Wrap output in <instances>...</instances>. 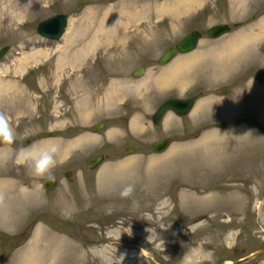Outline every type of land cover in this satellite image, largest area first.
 <instances>
[{
    "label": "rangeland",
    "instance_id": "obj_1",
    "mask_svg": "<svg viewBox=\"0 0 264 264\" xmlns=\"http://www.w3.org/2000/svg\"><path fill=\"white\" fill-rule=\"evenodd\" d=\"M180 1L0 0V112L15 131L0 142V264H35L36 238L40 264H120L122 254V264H214L264 248V0H198L187 12ZM56 14L69 17L66 34L41 38ZM223 24L230 33L207 36ZM194 30L197 48L161 66ZM194 95L188 116L153 124L166 99ZM46 132L57 137H37ZM50 143L60 146L50 174L17 163L20 148Z\"/></svg>",
    "mask_w": 264,
    "mask_h": 264
},
{
    "label": "water",
    "instance_id": "obj_2",
    "mask_svg": "<svg viewBox=\"0 0 264 264\" xmlns=\"http://www.w3.org/2000/svg\"><path fill=\"white\" fill-rule=\"evenodd\" d=\"M68 26V16L61 14V15H54L51 18L43 21L39 24L37 28L38 34L48 40L51 41H58L62 38L64 33L66 32V28ZM231 28L227 24L223 25H216L211 27L207 31V35L211 39H217L222 37L228 33H230ZM202 38V35L198 31H193L190 33L185 39H183L180 43L177 44L175 48H170L159 60V64L164 66L168 64L171 60H173L176 55L182 54H189L193 52L199 43V40ZM9 48L5 47L0 51V58H2L7 52ZM144 69L140 68L138 71L135 72V76L140 77L143 75ZM196 100V97L189 98V99H170L164 102L157 112L153 115V123L155 125H159L162 117L168 111H172L179 116L187 115ZM96 130H100L105 128V124L101 123L98 124ZM56 133H43L38 136V138H48V137H55ZM172 143V139H166L160 142H156L153 144V151L155 153H162L164 152ZM131 152V151H129ZM105 157L103 155L97 156L96 159L90 163L87 168L90 170H95L101 162H103ZM57 184L56 179H48L45 183L46 188L52 190ZM264 255V248L249 255L248 257L244 258L243 260H235V261H218L215 264H245L252 260L255 257ZM258 262H255L257 264Z\"/></svg>",
    "mask_w": 264,
    "mask_h": 264
},
{
    "label": "clouds",
    "instance_id": "obj_3",
    "mask_svg": "<svg viewBox=\"0 0 264 264\" xmlns=\"http://www.w3.org/2000/svg\"><path fill=\"white\" fill-rule=\"evenodd\" d=\"M31 0H29V3ZM0 142L11 145L15 142V131L11 127L7 115L0 112ZM60 151V146L55 143L47 144L46 146L31 145L26 148H20L17 153V163H25L30 168V171L35 176H44L50 174L51 170L56 167L57 159L56 155ZM49 179H54L49 175ZM135 190L133 184L126 185L120 192L122 198H129L132 196ZM0 195V199H2ZM138 201H133L134 206H138ZM146 231H149L147 229ZM150 239V237H149ZM124 259V254L119 258L120 264Z\"/></svg>",
    "mask_w": 264,
    "mask_h": 264
},
{
    "label": "bare ground",
    "instance_id": "obj_4",
    "mask_svg": "<svg viewBox=\"0 0 264 264\" xmlns=\"http://www.w3.org/2000/svg\"><path fill=\"white\" fill-rule=\"evenodd\" d=\"M197 2H198V0H182V1L179 2V6H182L183 7V10L185 12H187V11H190L192 9L191 8L192 7V3H197ZM11 6H13V5H11ZM17 7L18 6H16V8ZM17 9H19L20 11H23L24 10V8H21V7H18ZM87 48H91V45H87ZM36 57H38V56H35V54H31L30 55V60L32 61L34 59L33 60V62H34V61H36ZM30 60L25 61V62H29L30 63ZM185 65L187 67L188 66H191L192 65V61L191 60L190 61L187 60L186 64L179 65L178 67H175L174 66V70H169L166 73H164L163 76H162V78H161V83L164 84V86H171V84L174 81H176L177 77H179V75L182 74V72L185 69ZM58 70H60V69H58ZM1 87H2V85L0 84V89H1ZM200 108H202V105H201ZM242 133H243V130L239 131V134H242ZM36 236H38V235H36ZM37 240L38 239L36 238L35 241H34V248L32 247V251H31V254L29 256V259H31V258L34 257L33 260H34L35 264H40L41 261H42L41 260L42 254L39 252L40 245L37 242Z\"/></svg>",
    "mask_w": 264,
    "mask_h": 264
},
{
    "label": "flooded vegetation",
    "instance_id": "obj_5",
    "mask_svg": "<svg viewBox=\"0 0 264 264\" xmlns=\"http://www.w3.org/2000/svg\"><path fill=\"white\" fill-rule=\"evenodd\" d=\"M195 96L199 99V96H200V95H195ZM181 99H186V98H181ZM198 99H197V100H198ZM166 100H167V99H166ZM197 100L194 102V104L197 102ZM164 102H165V101H164ZM164 102H163V103H164ZM163 103H162V104H163ZM162 104H161V105H162ZM161 105H160V106H161ZM160 106H159V107H160ZM159 107H158V108H159ZM157 110H158V109H157ZM157 110H156V111H157ZM190 113H191V112H189L187 115H184V116H179V115H177V116H178V117H186V116H188ZM152 118H153V116H152ZM162 120H163V118L161 119L160 124L162 123ZM125 121H126V120H125ZM153 124H154V123H153ZM160 124H159V125H160ZM154 125H155V124H154ZM159 125H155V126H159ZM57 185H58V183H57Z\"/></svg>",
    "mask_w": 264,
    "mask_h": 264
}]
</instances>
